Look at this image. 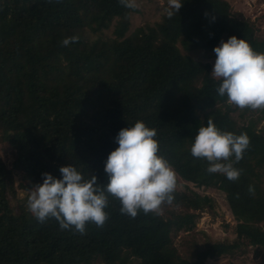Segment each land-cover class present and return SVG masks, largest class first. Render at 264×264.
<instances>
[{"label":"trees","instance_id":"trees-1","mask_svg":"<svg viewBox=\"0 0 264 264\" xmlns=\"http://www.w3.org/2000/svg\"><path fill=\"white\" fill-rule=\"evenodd\" d=\"M136 10L119 0H0V142L11 156L0 154V264H205L242 247L264 248V110L229 104L211 63L190 54L214 50L225 36L264 53L256 20L228 0H183L171 19L164 11L129 32ZM112 25V36L103 34ZM72 36L78 42L63 46ZM208 119L250 140L243 159L231 158L241 170L236 181L208 173V162L191 155ZM137 121L156 130L158 155L181 178L225 193L234 237L193 238L185 252L177 248L174 235L192 230L199 213L214 206L188 184L176 187L158 214L136 218L121 214L109 195V219L102 228L89 222L84 235L62 230L54 218L41 223L26 203H13L16 173L18 187L31 189L43 173L62 179L59 169L69 165L85 180L96 175L106 190L115 138Z\"/></svg>","mask_w":264,"mask_h":264},{"label":"clouds","instance_id":"clouds-1","mask_svg":"<svg viewBox=\"0 0 264 264\" xmlns=\"http://www.w3.org/2000/svg\"><path fill=\"white\" fill-rule=\"evenodd\" d=\"M119 2L128 9L139 6L136 0ZM182 7L183 0H167L164 11L171 19ZM78 40L79 37L72 36L61 43L68 46ZM214 53L216 59L211 75L221 81L218 94L226 96L229 104L240 109L264 110V53L254 51L247 41L236 36L222 40ZM156 135V130L142 121L119 131L115 138L119 146L105 163L106 190L98 185L96 175L85 180L72 165L59 169L62 179L43 173V183L36 184L30 191L27 211L41 223L54 218L62 230L74 229L81 235L86 234L89 222L98 228L105 225L109 219L105 211L109 195L119 201L123 215L136 218L141 211L158 214L162 204H171L174 199L176 173L169 162L158 155ZM249 144L247 134L221 131L208 119L207 126L198 129L191 155L208 162V173H221L228 180L236 181L241 170L233 166L231 158L234 157L235 162L243 159ZM249 192L255 194L252 186Z\"/></svg>","mask_w":264,"mask_h":264},{"label":"rangeland","instance_id":"rangeland-1","mask_svg":"<svg viewBox=\"0 0 264 264\" xmlns=\"http://www.w3.org/2000/svg\"><path fill=\"white\" fill-rule=\"evenodd\" d=\"M231 4L233 11L240 13L242 16L256 20L258 26L257 34L264 37V0H228ZM138 10L131 14V24L129 32L139 25L145 24L146 22H154L161 19V15L167 6V0H136ZM113 25L110 28L104 30L105 35L112 36ZM228 36L223 37L220 42L227 41ZM219 42V44H220ZM190 54L201 60L208 61L211 63L212 68L215 63L216 55L214 50L204 51L202 49H195ZM237 115V112L234 113ZM260 125H264V118L260 122ZM8 147L0 142V154L9 156ZM176 173V172H175ZM20 175L16 173L13 183L16 185V194L12 197L14 204L26 203L30 195L31 189H24L18 187ZM188 184L192 189L196 190L200 194L210 195L214 199V206L212 211L204 210L201 211L196 218L195 226L190 231H179L174 235L173 240L177 248L181 252H185L188 248L187 244L195 238L196 241L203 242L207 238L221 239L226 236L234 237V231L232 228H227L226 224L231 225L235 223V218L230 210L227 203L225 193L213 186H197L192 182L185 181L176 173V187L183 188L184 185ZM244 261L249 264H264V248H257L253 246L242 247L236 250L232 254L219 256L216 258H208L205 264H222L227 261Z\"/></svg>","mask_w":264,"mask_h":264}]
</instances>
